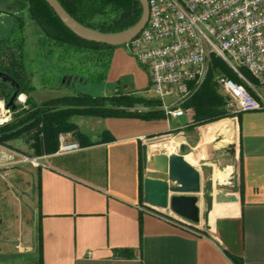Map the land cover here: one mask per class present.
<instances>
[{
    "label": "crops",
    "instance_id": "obj_1",
    "mask_svg": "<svg viewBox=\"0 0 264 264\" xmlns=\"http://www.w3.org/2000/svg\"><path fill=\"white\" fill-rule=\"evenodd\" d=\"M103 82L142 94L149 73L120 44ZM185 99L183 114L173 117L81 115L76 122L85 135L71 132L78 148H56L36 154L37 166L9 168L10 179L0 184V264H237L230 254L264 264V109L192 124ZM173 131L194 149L184 155L190 163L210 165L213 181L232 178L236 200L214 203L210 225L199 230L175 220L169 207L147 203L143 185L140 191L139 173L163 177L143 165L142 147L175 151L180 135L169 137L180 138L169 151L160 147ZM226 142L236 159L217 167L213 156ZM214 194L228 195L223 187Z\"/></svg>",
    "mask_w": 264,
    "mask_h": 264
},
{
    "label": "trees",
    "instance_id": "obj_2",
    "mask_svg": "<svg viewBox=\"0 0 264 264\" xmlns=\"http://www.w3.org/2000/svg\"><path fill=\"white\" fill-rule=\"evenodd\" d=\"M59 2L78 21L103 32L118 31L132 25L143 10L139 0H59ZM8 6L18 7L16 12H11L13 20L17 23V31L9 29L6 35L0 37V73L17 87L18 92L26 93V97L24 104L15 103L11 118L0 125V141L5 142L6 139L32 128L30 136L33 150L36 154H42L56 150L60 131L85 135L73 120V115L138 116L146 119L166 117L165 111L157 106L158 99L121 88L100 94L79 90L34 101L28 94V91L34 88V84L29 83L27 79L30 64L26 35L23 32L25 22L32 25L34 50L37 49L36 52L41 54L39 68L53 59L56 52L57 60L71 62L74 68H80L83 71L81 78L85 81L99 83L105 80L112 52L117 45L77 35L58 17L46 0H9ZM21 10L25 11V15ZM239 69L247 79L250 80L251 77L257 82L246 67L241 66ZM214 70L230 72L233 77H238L223 58L213 55V67L209 69L208 75L182 104L192 107L194 115L192 124L231 114L225 109L223 96L217 92L211 77ZM74 76L78 77V74ZM122 82L123 78H119L116 84ZM9 94L7 83L0 81V97L6 101ZM138 104L148 108L140 109ZM139 179L142 193L141 173ZM119 251L128 254L131 250L121 248ZM230 255L237 264H243L241 257Z\"/></svg>",
    "mask_w": 264,
    "mask_h": 264
},
{
    "label": "built area",
    "instance_id": "obj_3",
    "mask_svg": "<svg viewBox=\"0 0 264 264\" xmlns=\"http://www.w3.org/2000/svg\"><path fill=\"white\" fill-rule=\"evenodd\" d=\"M148 5L145 25L123 45L147 69V89L158 98L167 117L183 114L179 102L202 82L213 54L240 78L224 74L216 78L225 109L230 113L264 109V96L239 70L246 67L264 87V0H148ZM24 100V92L17 91L14 102ZM5 102L0 97V125L12 116V107ZM79 145L71 139V131L58 133L57 151ZM25 161L40 164L39 156H28L0 141V176ZM174 219L188 223L178 214Z\"/></svg>",
    "mask_w": 264,
    "mask_h": 264
},
{
    "label": "water",
    "instance_id": "obj_4",
    "mask_svg": "<svg viewBox=\"0 0 264 264\" xmlns=\"http://www.w3.org/2000/svg\"><path fill=\"white\" fill-rule=\"evenodd\" d=\"M53 8L58 17L77 35L101 41L113 45H120L134 37L145 25L148 14V0H139L142 5V13L138 20L132 25L113 32H103L89 27L75 17H73L59 2V0H46ZM17 89H14L6 100V105L13 107ZM186 153L185 144H179L178 149L169 153L153 150L149 153L147 145L142 147V162L145 167L152 168L160 172L163 177L143 176V199L156 207H169L176 214L192 221H199L200 208L198 196L194 193L199 192L202 187L200 170L190 163L184 156ZM204 170L211 174L213 171L208 164L202 165ZM221 186L225 192L233 191L232 184L213 181L212 176L206 178L203 185V196L205 199V225L208 213L212 210L214 202H227L236 200L234 194L224 197L215 195L213 188ZM170 192H174L170 194Z\"/></svg>",
    "mask_w": 264,
    "mask_h": 264
},
{
    "label": "rangeland",
    "instance_id": "obj_5",
    "mask_svg": "<svg viewBox=\"0 0 264 264\" xmlns=\"http://www.w3.org/2000/svg\"><path fill=\"white\" fill-rule=\"evenodd\" d=\"M8 4H9V0H0V37L6 35L9 31V29H14V32L17 31V28H16L17 23L13 20L12 13L16 12L18 10V7L8 6ZM21 13L23 15H25L24 10H21ZM31 30H32V25L29 22H25L23 24V32L26 35V41L25 42H26V46H27L26 49L29 50L28 62L30 64V68L27 72V79H28L29 83L34 84V88L32 90H29L28 94L30 95V97L34 101H41L43 99H47L49 97L60 95V94L75 93L79 90H87L93 94L110 93L112 91H116L115 88L109 89L108 85H106L104 82L93 83L89 80L88 81L82 80L81 77L83 75V71L80 68H74L72 66L71 62L65 63V62H61V61L57 60V53L56 52H54L53 59L44 63L43 64L44 67L39 68V66L41 65V63H40L41 54H40V52L39 53L36 52L37 51L36 48H35L36 50H34L35 38H34V35L32 34ZM213 55L210 56V64H209V67L207 69V72L205 73V77L208 75L209 69L211 67H213ZM2 60H4V59H2ZM75 74H78V77L74 76ZM221 74L233 77L230 72L228 73V72H225L223 70H214L211 77L214 80L217 92H219V90H218V84H217L216 78H217V76H219ZM233 78L236 80H240L239 77H237V78L233 77ZM2 80L3 79L0 78V81H2ZM249 81L252 84H254L257 87V89L260 91V93L264 96V87L260 86L251 77H250ZM121 89H123V88L121 87ZM24 94L26 97V93H24ZM142 94L147 96V97H152V98L158 99L148 89L145 90ZM219 94H220V92H219ZM15 102L17 104H21V105L24 104V102L23 103H20L18 101H15ZM156 102H157V106H159V101L156 100ZM226 116H228V115L219 117L217 119H221V118H224ZM80 117H81V115H73L72 116L73 120H75V121L76 120L78 121V119ZM183 117L184 116H180L178 118H183ZM32 131H33L32 128H30L29 130H26V131H22L17 136H15L13 138L6 139L5 142L10 147L15 148L16 150H18V151H20V152H22L28 156H34V155H36V153L33 150L32 137L30 136ZM175 135L182 136V141L179 144L184 143L186 151L194 150V149H192V147H190V145H188V143L185 142L186 137H185L184 133L173 131V132H170L168 134H165V136H163L164 137L163 139H167V138L173 137ZM231 146H230V144H228V142H226L223 147L218 148L216 150L214 156H213L215 159L214 161H217L218 164H215V163H213V164L217 165V167H221L227 163L232 164L236 158H235L232 150L230 149ZM195 151H197V150H195ZM195 165L194 166L200 170L201 179H202L201 190L199 192L194 193L198 196L197 202H198L199 208H200V213H199L200 219H199V221H192V220L187 219L188 223H185V224H188L189 226L199 230L198 224H200V227H204V223H205V218H204L205 199L203 196V192H204L203 191V185H204L206 178L209 176H208V173L204 170V168L201 164V161L197 160L195 162ZM23 166L28 167V166H36V165H32L29 161H25L22 163H15V164H13L12 167L23 168ZM148 172L151 173L152 171H148ZM152 173H154V172H152ZM10 176H11L10 172L9 173L7 172L6 176H3V177L0 176V184H2L4 186L6 180L10 179ZM229 184H232V178H230ZM212 192L214 193V188H213ZM227 194L228 195L233 194V192L227 191ZM34 197H35V193H34ZM214 203H217V202H214ZM174 215H176V213H173L172 216L174 217ZM214 218H213V220H214ZM213 220H212V222H213ZM2 229H3V224H2V221L0 219V232Z\"/></svg>",
    "mask_w": 264,
    "mask_h": 264
},
{
    "label": "bare ground",
    "instance_id": "obj_6",
    "mask_svg": "<svg viewBox=\"0 0 264 264\" xmlns=\"http://www.w3.org/2000/svg\"><path fill=\"white\" fill-rule=\"evenodd\" d=\"M21 96H22V95H21ZM179 141H180V138H179V137H177V138L174 137V138L164 139L163 142H162V144H160V145H161L160 147L164 148L166 151H169V150H170V146H171L173 143L178 144ZM184 155H185V154H184ZM187 157H188L191 161H194V157H192L191 154L188 155ZM230 178H231V176L228 177V178H226V179H225L224 181H222V182L228 184V183L230 182ZM218 182H220V181H218ZM216 187H217V186H216ZM218 187H221V186H218Z\"/></svg>",
    "mask_w": 264,
    "mask_h": 264
},
{
    "label": "flooded vegetation",
    "instance_id": "obj_7",
    "mask_svg": "<svg viewBox=\"0 0 264 264\" xmlns=\"http://www.w3.org/2000/svg\"><path fill=\"white\" fill-rule=\"evenodd\" d=\"M0 78H2L3 80V82H5V83H7V85H8V89L10 90V94H11V92L14 90V89H17V87L9 80V79H7V77L5 76V75H3V74H1L0 73ZM9 94V95H10Z\"/></svg>",
    "mask_w": 264,
    "mask_h": 264
}]
</instances>
